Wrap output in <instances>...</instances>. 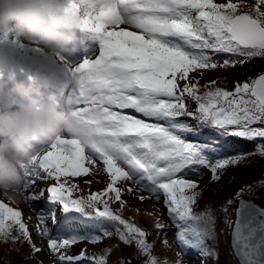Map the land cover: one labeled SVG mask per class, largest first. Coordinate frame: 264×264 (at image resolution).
<instances>
[{
    "label": "snow or ice",
    "instance_id": "6c2138e0",
    "mask_svg": "<svg viewBox=\"0 0 264 264\" xmlns=\"http://www.w3.org/2000/svg\"><path fill=\"white\" fill-rule=\"evenodd\" d=\"M243 2L68 0L67 11L83 6L81 27L99 42L98 54L70 69L73 86L66 106L73 119L68 131L32 148L19 186L28 189L37 177L54 181L46 193L43 188L29 191L27 198L34 203L46 197L51 202L41 206L36 228L37 235L47 237V248L59 264H83V250L76 255L66 250L78 241L95 243L112 235L127 244L134 242L137 258L146 257L141 264H169L152 254L145 229L105 202L111 198L123 208L124 189L117 186L121 180L134 182L157 200L163 194L181 252L193 248L201 255L214 253L206 243L215 236L211 205L193 211L201 193L197 180L185 179V175L201 173L206 167L219 180L218 170L248 155L243 151L228 154L233 149L230 133L264 137V127L251 126L254 122L264 125V72L237 82L232 89L206 86L204 92L192 82L199 77L189 74L264 57V0L239 11ZM221 53L231 55L221 63ZM208 84L215 85V81ZM188 98L195 101V108H189ZM184 115L194 118L196 125L178 119ZM204 126L213 128L217 137L208 142L186 137ZM256 149L264 156V146L257 144ZM93 166L107 174V186L75 196L80 189L72 178L92 172ZM244 190L235 195L239 197ZM231 203L229 198L220 207L226 213ZM235 211L231 244L241 264H264V208L239 199ZM106 221L111 231L104 226ZM224 222L232 224L226 214ZM155 226L163 227L159 221ZM21 237L33 253L41 251L32 242L21 210L0 199V240L16 242ZM111 251L106 247L103 254L90 259L93 264H106ZM174 264H181L180 259Z\"/></svg>",
    "mask_w": 264,
    "mask_h": 264
},
{
    "label": "rangeland",
    "instance_id": "374dc122",
    "mask_svg": "<svg viewBox=\"0 0 264 264\" xmlns=\"http://www.w3.org/2000/svg\"><path fill=\"white\" fill-rule=\"evenodd\" d=\"M217 2L224 3L227 2V0H217ZM255 2L256 0H245V2L241 4L238 10H249V6L254 4ZM81 11L82 9H78V14H80ZM6 37L14 45V47H16L17 53L21 56V60L24 61L23 69H25L26 66L28 67L32 60H36L39 68L31 67L30 69H28V71H31L32 73V75H29L30 79L27 78L26 81L21 80L9 83L7 84L5 89L12 88L15 83L23 82L25 85H30L33 89H35L32 95L36 96L37 93H39L38 98L43 100H52L57 104H64L67 101V94L71 92L73 85L72 73L70 69L75 68L85 59V57L94 58V55L98 54L99 42L95 40L92 34L87 32L86 30H75L71 39H69L64 49L59 53L56 59H50L47 55L38 52L36 48H34L32 44L25 39V37H17L13 30H9L8 34H6ZM236 58L238 60L244 59L240 56H237ZM220 59L222 63V58ZM253 63L254 60L246 59L242 64L237 63L235 65H229L228 67L218 66L214 69L195 70L189 75L190 77H199L198 80H193L192 82H196L198 84H208V81L219 79L220 77L225 75L228 70L234 67H242L243 65L248 66L252 65ZM37 73H44L48 77L49 84L47 87H42L33 79V77ZM26 77H28V75ZM179 83L183 84L184 81H180ZM14 106L15 105L3 106L2 109ZM100 163L102 164V162ZM93 169L94 170L92 172L86 175L72 178L76 181L77 186L80 189V191L73 193L75 196H86L92 191H100L107 186V174L103 171H100L97 166H93ZM201 173H189L185 175V179L197 180V190L201 193V195L197 198V203L193 205V210L201 205L199 199L204 194V190L224 187L229 183L232 176L235 175L236 169H232L229 166H226L224 169L218 170V174L220 175L219 180H214L209 170H203L201 171ZM51 183H54L52 179H42L37 177L33 185H30L28 189L21 190V194L18 195V198L20 199V202L18 203H13L11 200L6 198V196L0 197V199L4 200L5 203H8L10 206L17 207L21 210L22 219L29 226L30 232L33 236L32 242L36 245V247L41 249L40 252L33 253L28 242L21 237L16 241L17 243H20V248L17 256L29 255L28 260L34 258L37 259L36 261L38 263L43 261V264H47V260L44 257L49 256L52 259L57 257L56 254L52 253L47 248V237L37 235L36 228L37 224L39 223L38 214L41 211V206L45 203L51 202H46V197H40L33 203L27 198V193L29 191L39 190L41 188H43L46 193L47 186ZM262 185H264V183ZM262 185L253 183L252 185L243 187L245 190L240 193V196L247 194L251 199L254 200V202L264 207V186ZM117 186L124 189L121 193V199L124 201V206L127 207L126 209L129 212L143 211L145 214H152L156 219H158L157 221H159V223L166 222L168 219H170L168 220L169 226H167L168 228H166L164 233L165 236L163 234V231L158 230L154 223V225L143 228L147 233V239L150 240L152 244L156 234L157 244H159V247L164 244L163 238H166L171 243L178 244L175 238V232L177 231V228L175 223L171 220L172 218L168 213L167 206L163 203L162 193L161 199L157 200L154 194H150L144 190H139V186L132 181L121 180L118 182ZM129 186H131L132 191H128ZM248 187H251L252 190L248 191ZM0 195L3 194L0 193ZM108 195L111 196L110 193ZM141 196L145 197V199L141 200ZM236 198V195L232 196V203L228 204L229 218L232 221V224L235 212L234 200ZM105 202L108 203L109 207H111L113 210H118V207H120V201L109 198ZM28 203H30L31 206ZM55 214L57 218H59L60 210L58 206ZM48 222L52 223L51 218H49ZM232 224L230 225V227L232 226ZM104 225L105 227H108L110 223L106 221ZM156 231L158 233H156ZM13 234L16 233L14 232ZM81 250L86 253V256L84 258H81L83 264L92 262L90 258L93 256V254L96 255V249L93 246L87 244L86 241H78L75 244L71 245L66 251L68 255H76ZM183 255L187 260L185 261V263L187 264H211V259L210 257H208V255L197 254L194 256H190V254H188L186 250Z\"/></svg>",
    "mask_w": 264,
    "mask_h": 264
},
{
    "label": "clouds",
    "instance_id": "9594fccd",
    "mask_svg": "<svg viewBox=\"0 0 264 264\" xmlns=\"http://www.w3.org/2000/svg\"><path fill=\"white\" fill-rule=\"evenodd\" d=\"M68 0H0V33L13 30L23 36L36 50L56 59L81 27L82 11H67ZM0 73L12 78L8 59L0 54ZM33 79L42 87L49 84L44 73ZM35 91L23 82L5 89L0 80V102L15 105L0 110V193L9 200L21 194L27 165L32 159L34 145L42 146L54 137L68 131L73 119L66 102L57 104L32 95Z\"/></svg>",
    "mask_w": 264,
    "mask_h": 264
},
{
    "label": "trees",
    "instance_id": "16d2710c",
    "mask_svg": "<svg viewBox=\"0 0 264 264\" xmlns=\"http://www.w3.org/2000/svg\"><path fill=\"white\" fill-rule=\"evenodd\" d=\"M0 54L4 55L8 59L11 65L12 73L11 79H8L6 74L0 73V80L4 81V87H6L7 84L13 83L15 81H26L27 78H29V74H31V71H28V69L31 67L39 68L36 60H32L28 67L26 66V68L23 69L24 61L21 60V56L17 53L16 47H14V45L7 39L6 34L4 33H0ZM228 55L231 54L221 53L218 54V57L224 58ZM250 59L254 60L252 65H243L242 67H234L228 70L225 75L214 80L215 85L200 83L199 91L204 92L206 86L209 88L219 86L232 89L237 82L248 81L249 78H254L256 75L264 72L263 57H252ZM27 75L28 77H26ZM187 102L189 108H195V101L188 98ZM3 106L8 105H4L2 102H0V110H2ZM178 119H182L188 121L192 125H196L195 119L188 117L187 115H184ZM251 126L264 127V125L260 124L259 122H254V124ZM185 135L189 139L198 140L200 142H208L209 140L217 137V133L210 126L201 127L198 133L194 134L189 132ZM228 139H230L233 143V149L228 153L229 155H233L241 151L248 153V155H245L242 160L238 162V164L228 165L230 168L236 169V173L232 176L229 183L222 188L204 190V194L199 199L201 205L193 210L194 212H200L204 209L206 203H210L211 209L215 216V223L213 226L215 236L214 238H209L206 240V243L209 245V247L214 249V253L210 252L208 254V257L211 259V264H239L232 253L229 243L231 227L229 224L224 222L225 214L229 218V206L227 205V210L225 213V211L220 207L222 202L234 196L239 188L247 187L253 183L262 185L263 183L260 182L264 181V156H261L256 149L257 144L264 146V137L245 138L237 137L230 133ZM203 170L210 171V169H207L206 167H202L201 171ZM126 208L127 207L125 206L123 208H121V206L118 207V210L121 212L120 214L126 219H129L131 222L136 223L138 226L146 228L150 225H156L158 219H156L152 214H145L143 211L129 212ZM168 220H163L166 221L160 223L163 225V227L158 228V230L163 231V234L165 233L166 228H168L167 226H169ZM111 226L112 225L110 224L107 227L110 231L112 230ZM156 233L158 232L156 231ZM163 239L164 244L159 247V244H157V234L155 235L152 244V254L158 257L161 261L166 260L169 262V264H174L177 259H180L181 264H187L185 263L187 260L183 255L185 250L181 252L179 243L174 244L168 241L166 238ZM86 243L96 249V255L103 254V250L106 247H111L112 251L107 254L106 264H114V262H119V264H141V260L146 259L144 256H141L139 259L137 258V250L134 242L127 244L123 241H120L115 235L105 236L99 242L93 243L86 241ZM19 248L20 243L13 242L10 239L6 242L0 240V264L38 263L36 261L37 259L34 258L28 260L29 255L17 256ZM186 251L188 254H190V256L200 254L199 250L193 248H188ZM44 258H46L47 264H59L57 257L52 259L51 257L46 256ZM38 264H43V261ZM88 264H93V261L89 262Z\"/></svg>",
    "mask_w": 264,
    "mask_h": 264
},
{
    "label": "water",
    "instance_id": "95a60500",
    "mask_svg": "<svg viewBox=\"0 0 264 264\" xmlns=\"http://www.w3.org/2000/svg\"><path fill=\"white\" fill-rule=\"evenodd\" d=\"M239 199L247 200V201H249L251 204L256 205L257 208H264L263 206H260L259 204H257L256 202H254V200L251 199L247 194H244V195H241V196L237 197V198L234 200V202H235V210H236V208L238 207V201H239ZM235 219H236V211H235V213H234V220H233V224H232V226H231V230H230L229 243H230V247H231V250H232V253H233L234 257L236 258L237 262H238L239 264H241L240 258L237 256V254H236V252H235V249H233L232 244H231V239H232V237H231V233H232V227L234 226V223H235ZM149 241H150V240H149Z\"/></svg>",
    "mask_w": 264,
    "mask_h": 264
},
{
    "label": "bare ground",
    "instance_id": "6f19581e",
    "mask_svg": "<svg viewBox=\"0 0 264 264\" xmlns=\"http://www.w3.org/2000/svg\"><path fill=\"white\" fill-rule=\"evenodd\" d=\"M39 145H34L33 147H38ZM36 184H37V182H36ZM0 197H4V195H0ZM7 198V197H6ZM13 203L15 202V203H18V202H20V199L17 197L16 199H13V200H11ZM29 205H30V203H28ZM31 206V205H30Z\"/></svg>",
    "mask_w": 264,
    "mask_h": 264
},
{
    "label": "flooded vegetation",
    "instance_id": "af4514ba",
    "mask_svg": "<svg viewBox=\"0 0 264 264\" xmlns=\"http://www.w3.org/2000/svg\"><path fill=\"white\" fill-rule=\"evenodd\" d=\"M235 213V212H234Z\"/></svg>",
    "mask_w": 264,
    "mask_h": 264
}]
</instances>
